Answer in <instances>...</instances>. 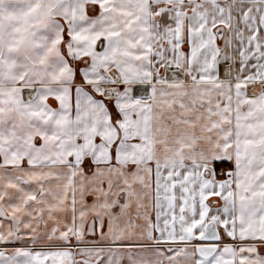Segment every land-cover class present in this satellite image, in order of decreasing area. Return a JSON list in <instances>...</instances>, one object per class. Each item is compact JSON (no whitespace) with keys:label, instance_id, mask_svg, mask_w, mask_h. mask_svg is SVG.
Returning a JSON list of instances; mask_svg holds the SVG:
<instances>
[{"label":"snow or ice","instance_id":"1","mask_svg":"<svg viewBox=\"0 0 264 264\" xmlns=\"http://www.w3.org/2000/svg\"><path fill=\"white\" fill-rule=\"evenodd\" d=\"M0 264H264V0H0Z\"/></svg>","mask_w":264,"mask_h":264}]
</instances>
